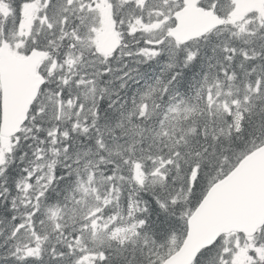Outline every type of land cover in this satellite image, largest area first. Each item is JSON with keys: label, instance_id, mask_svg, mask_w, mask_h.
<instances>
[{"label": "snow or ice", "instance_id": "1", "mask_svg": "<svg viewBox=\"0 0 264 264\" xmlns=\"http://www.w3.org/2000/svg\"><path fill=\"white\" fill-rule=\"evenodd\" d=\"M0 264H264V0H0Z\"/></svg>", "mask_w": 264, "mask_h": 264}]
</instances>
